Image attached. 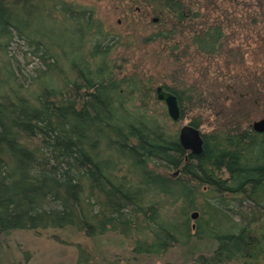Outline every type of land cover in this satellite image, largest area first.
<instances>
[{
	"label": "trees",
	"instance_id": "1",
	"mask_svg": "<svg viewBox=\"0 0 264 264\" xmlns=\"http://www.w3.org/2000/svg\"><path fill=\"white\" fill-rule=\"evenodd\" d=\"M128 1L160 19L144 47L168 42V35L181 39L164 77H145L140 69L120 75L114 56L122 38L92 8L0 0V237L113 234L133 241L130 254L138 260L179 245L186 248L183 261L166 264H264V134L251 128L264 108V72L245 68L242 55L226 49L237 34L226 33L233 23L264 26V0L248 2L239 17L224 4L237 6L236 0ZM66 35L79 41L70 53L54 41ZM223 56L234 80L228 100L217 101L202 87L199 79L208 72L201 63L195 65L201 76L185 82L186 60ZM159 84L177 97L180 123L157 111ZM185 119L201 130L200 155L178 143ZM234 202L249 204L248 213L236 212L239 220L230 214ZM175 208L182 211L180 228L168 223ZM193 211L201 217L191 224ZM218 213L229 228L215 231L202 250L188 246L201 239L202 222ZM76 248L74 264H89L88 252Z\"/></svg>",
	"mask_w": 264,
	"mask_h": 264
},
{
	"label": "rangeland",
	"instance_id": "2",
	"mask_svg": "<svg viewBox=\"0 0 264 264\" xmlns=\"http://www.w3.org/2000/svg\"><path fill=\"white\" fill-rule=\"evenodd\" d=\"M65 1L94 9L97 17L104 24L105 29L122 38L124 46L114 56V61L117 64L120 75L123 76L126 73H132L134 69H140L141 74L145 77L153 76L161 78L172 70L174 63H172L171 58H168L172 57V53L176 54L178 51L174 45L179 43L180 37L175 36L170 39L171 35H168V42H155L152 45L144 47L142 45L143 38L157 32L160 19L149 14L143 6H132V3L128 0ZM248 2H251V0H236L235 4L237 6L229 3L224 4L230 6L229 11H234L239 17L241 13H246ZM248 11H252V9ZM228 19H231V17L229 16ZM220 20L225 21V18H221ZM59 24L55 25L54 28L59 29ZM71 26L70 23L63 25L67 30ZM243 29L244 27L237 26L234 23L228 27L226 33L229 37L233 32H237V34L233 35L232 39L229 40L226 48L227 52L229 54L240 53L243 57L245 68L252 71L257 69L264 72V46L262 45L264 26L263 24H258L255 28L249 30ZM257 34L261 38H258ZM54 41L58 45L63 46L62 52H68L71 47L70 44L79 45L78 39L70 35H66L64 38L55 37ZM127 45L131 46V49ZM237 48L239 49L236 50ZM224 59L225 57L223 56L222 58L212 57L209 59L196 58L194 60H186L184 62L185 72L183 74L185 82L192 83L193 80L201 76V73L197 74L195 72V65L199 66L201 63V69H207L208 72L205 74V78L201 77L199 79L202 87L210 89L211 94L209 95L215 98V100H228V91L232 89L234 80L226 73L225 64L227 60L225 61ZM31 61V58L28 56V62L31 63ZM22 64H25L24 61H22ZM60 66L65 68L62 61ZM24 68V74H28L34 66L30 64ZM157 86L155 85L154 89ZM161 106H157V111L160 113L162 110L164 111V107ZM263 112L264 108H260L254 113L253 122L264 118ZM187 123L188 120L185 119L179 125V128ZM229 209L231 211L230 214L236 220H239V217L235 215L236 212L248 213L249 204L246 202H234ZM174 210V212L169 213L170 221L168 223L170 226L173 224V226L180 228L183 223L182 211L181 208H175ZM192 213H197L196 219L201 217L199 211H193ZM195 220L192 219L191 224ZM228 228V219L218 213L209 221L207 219L202 222V231L199 232V238L201 239H189L188 246L196 251L202 250L206 245L213 243V241L207 240L209 236L213 238L215 231H226ZM180 241L185 243L186 239L181 238ZM132 242V240H123L113 234H107L101 239H90L74 231L44 232L40 233V235L30 231H17L7 239L0 237V264H74L77 257L76 246H80L88 252L90 255L89 264H140L146 261L149 264H166L173 261H183L184 251L186 250L185 247L182 248L176 245L163 255L138 260L130 254Z\"/></svg>",
	"mask_w": 264,
	"mask_h": 264
},
{
	"label": "water",
	"instance_id": "3",
	"mask_svg": "<svg viewBox=\"0 0 264 264\" xmlns=\"http://www.w3.org/2000/svg\"><path fill=\"white\" fill-rule=\"evenodd\" d=\"M156 21V20H154ZM156 101L164 107V112L167 119L173 123H180L182 120L181 106L177 97L165 89L164 85H158L154 89ZM251 128L255 133L264 134V118L254 121ZM178 143L185 151L191 154L200 155L203 151V135L201 131L193 126L186 124L182 125L178 130L177 135ZM197 213L191 214V219L195 220ZM195 226L192 225V229Z\"/></svg>",
	"mask_w": 264,
	"mask_h": 264
}]
</instances>
